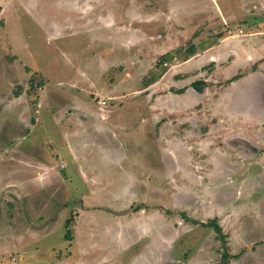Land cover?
<instances>
[{
	"label": "crops",
	"instance_id": "0c3cea01",
	"mask_svg": "<svg viewBox=\"0 0 264 264\" xmlns=\"http://www.w3.org/2000/svg\"><path fill=\"white\" fill-rule=\"evenodd\" d=\"M35 1L43 5V2L39 3L40 0ZM59 1V5L63 6L70 0ZM218 1L220 0H174L172 2L141 0L140 7L135 11L131 10L130 14L126 15L139 23V27L136 29L130 26L104 27L96 32L97 22L90 27V29L95 27V39L99 40L97 44L102 45L100 47L93 46L91 50L95 47L107 50H101L94 56L91 51L88 55L78 57V59L77 57L72 58L70 56L71 49L81 48L72 46L68 40L65 41L64 45L67 50L65 49L64 54L66 53L68 56L66 59L61 58L72 66V68L65 66L66 70L79 71L78 73H81L83 78L73 77L71 74L72 79L69 80L95 81L96 92L102 91L105 99H99L98 103H94L86 97H79L78 93L60 91V99L66 105L65 110L52 106L53 110L46 111L42 116L37 115L39 116L38 121L35 122L33 117L35 112L29 103L30 99H27L26 104L23 103L22 89L14 91L10 99L1 96L0 180L3 181L7 175H10L9 177L16 176L20 183H24V187L21 183V188L28 186L29 192L33 194L32 198L35 199L36 193H33V189L29 185H36L45 190L49 186L53 187V182L71 181L69 178L71 172L67 169L68 164L71 163L75 167L74 171L87 185V192L84 191L78 195L85 198L88 193L93 195L95 192L91 187L96 181V175L92 169L105 162L100 158L101 154L103 153V158L107 162L113 158L112 154L116 149L121 150L123 157H127L133 150L137 153L134 159L137 162L134 163V166L138 168V172L134 180L137 182L131 196L143 195L144 198L148 196L145 182L153 174L161 179L170 176L172 181L184 182L187 191L189 186L185 182L189 181L194 185V194L186 192V195H183L184 202L193 204L197 187L198 190H204L206 201L203 202L207 204V213L209 214V219L205 223L212 224V219L217 218L219 222L215 223L213 227L216 228V224H218V227H221L223 231H225L224 227L230 228L229 224L233 227L236 220L222 218L223 213L231 211L237 206L230 202H223L222 199L227 196L226 189L230 187L231 183L240 179V174L244 175L240 171L241 167L252 163L253 158L262 156L264 159V0H251L247 6L241 5L240 0L230 3H224L226 0H221V3ZM34 3L38 5L36 2ZM200 7L208 10V16L197 15L196 10H201ZM250 14L253 16L249 18L246 28L238 29L234 33L228 31L221 33L225 31V25L228 26V23L233 22L234 18L237 20L244 16H250ZM63 15L58 13L50 15L49 20L55 22L51 24L47 23L49 20L42 21L41 16L29 20L34 24H36L35 22H39L42 26L44 24L43 31L48 35L51 31L63 28L65 31L63 36H68L76 31L73 28L68 29L67 23L56 21V18L63 17ZM214 15L215 20H212ZM33 16L36 15L33 14ZM219 16L217 23L220 24V27L223 25L222 31L219 33L217 41L209 42L205 40L207 38L204 35L205 31H197V28L208 21L213 24L216 17ZM115 20L116 17L110 14L104 17L102 25H98L108 26ZM80 23H82V19ZM80 23L74 25L72 22V27L79 28ZM19 25L18 22V33H22ZM194 30L195 37H189L190 40L192 38L191 41L183 42L185 36H189ZM196 34L199 35L196 36ZM59 35L51 33V36L62 39L63 36ZM201 36L203 37L201 38ZM151 37H160V39H151ZM113 38V45L106 43L108 39ZM66 42L70 47L66 45ZM116 43L125 47L126 52L119 51L114 46ZM29 45L32 46L35 53V45L30 43ZM138 49H141V52L136 55L138 64H143L145 67L144 73L139 76L140 90H131L130 93L124 94L126 93L125 89L120 90L123 84L113 81L108 82V87L103 86L105 82L103 74L99 75L97 72L110 68L107 67L109 59L116 54H122L125 57L126 53H130L132 56V53L135 54ZM152 55L160 57L158 63L161 65L160 71L156 73H154L155 69L150 60ZM166 59L173 60L175 63L166 67L164 66L167 65ZM49 61H51L50 57ZM94 61L95 68H98L95 73L89 76L80 67L83 65L86 68H91ZM84 63L90 64L84 65ZM134 69L128 63L127 73L122 74L123 81L133 77L131 73L134 72ZM69 72L71 73V71ZM31 82L29 81V83ZM170 83L172 90L161 93V89ZM33 85L32 82L31 86L33 87ZM156 85L158 89L150 92L151 87ZM30 88L27 91H30ZM74 89L75 87H73ZM118 90L122 93L115 94ZM208 93L209 95H207ZM154 95L158 99L150 104L155 98ZM124 97H128V99L124 101V104H121ZM156 105L170 106L155 109ZM196 108H201V110ZM129 110L134 111L135 114L132 115ZM200 112H203L202 116L205 118L204 132L197 125ZM51 117L56 120L55 122L61 130L58 133L59 138L56 140L57 147L59 146L57 152L59 156L57 155V157L66 156V160H56L52 150L51 135L40 133L50 130L48 127L51 124L49 123ZM7 135H9L10 141L16 140L15 147H11V149L17 150L18 155L12 153L8 156L9 154L5 152L10 150ZM143 138H146L147 145L145 146ZM103 139L108 140L109 143L101 144ZM147 139L149 140L147 141ZM196 144H203L205 149L202 181L206 182V187L202 188L194 183L198 178L201 180V174L197 173L195 169L197 159L194 148ZM145 150L151 151L150 159L144 158L143 160L147 165L141 162ZM7 164L12 166L10 173L7 172ZM59 164L63 167L66 166V169L58 167ZM90 166L94 168L91 169ZM29 169L32 171L29 178H24L27 175L21 176ZM60 176L63 177V181ZM141 182L143 183L141 184ZM6 188L21 190L19 185H9ZM177 194L178 197L180 193L177 192ZM174 199L177 200V198ZM146 207L142 206L141 210L147 209ZM212 214L215 216L212 217ZM237 222L239 225V221ZM120 232L124 233L119 230L117 233L120 249L131 246L133 242L130 244L128 242L132 237H126L127 240L122 242L124 235ZM220 234L223 235L222 232ZM160 240L165 247L168 246V243L163 240V233H160ZM233 240H235V236H233ZM224 241L225 243L229 242H226V239ZM154 245L153 241L147 247L150 248ZM145 250L143 253L134 255L133 261L128 264H135L141 260L145 255ZM230 253L232 254V251L223 250L222 254L220 252L221 258L226 256L227 260ZM220 255L218 253V256ZM234 258L235 260L240 259L239 257ZM172 260V257H169L161 264H167Z\"/></svg>",
	"mask_w": 264,
	"mask_h": 264
},
{
	"label": "rangeland",
	"instance_id": "374dc122",
	"mask_svg": "<svg viewBox=\"0 0 264 264\" xmlns=\"http://www.w3.org/2000/svg\"><path fill=\"white\" fill-rule=\"evenodd\" d=\"M70 1L60 6L59 0H40L39 3L43 2V5L38 4L35 0H0V97L4 96L10 99L14 91L22 89L23 103L26 104L27 99H30L29 103L35 112V116H33L35 122L43 113L53 110L52 106L65 110L66 105L60 99V91L78 93L79 97H86L94 103H98L99 99H105L102 91L96 92L95 81L69 80L72 79L71 74L73 77L83 78L82 74L78 73L79 71L69 70L70 73L66 70V67L72 68V66L61 58L66 59L68 56L66 53L64 54V51L67 50L64 45L65 41L68 40L72 46L81 48L71 49L70 56L72 58L77 57L78 59V57L88 55L91 51L94 56L101 50L107 51L106 48L96 47L91 50L93 46H102L97 44L99 40L95 39V27L90 29L96 22V32L104 27L130 26L135 29L139 27L137 21L126 15H129L131 10H137L141 5V0ZM231 1L234 0H226L224 3ZM250 1L240 0V3L247 6ZM34 2L38 5H35ZM218 2L221 3V0ZM100 3L102 4L99 5ZM208 4L210 5L209 2ZM200 8L201 10H196L197 15L208 16V10H204V7ZM57 13L64 15L56 18V21L67 23L68 29L73 28L76 32L63 36L64 29L58 28L56 31L49 32L50 35H48L43 31L44 24L43 26L39 22L34 24L29 20L41 16L43 19H40L47 22L50 15ZM110 14L116 17L113 23L102 27L98 25H102L104 17ZM252 16L250 14V16H244L237 20L234 18L233 22L228 23V26L225 25V31H222L223 25L220 27V24L217 23L219 16L216 17L213 24L208 21L204 25L202 24L203 26L199 25L197 31H205L204 35L207 37L205 40L217 41L221 31V33L227 31L234 33L238 29L246 28L248 20ZM212 18L215 20V15ZM66 19L69 21L66 22ZM81 19L82 23H80ZM71 21L74 25L80 23V27H72ZM18 22L22 33H18ZM47 23L55 22L49 20ZM51 33L57 36L60 34L59 36H63V38L51 36ZM194 33L195 30L189 36L186 35L183 42H189V37L194 38ZM198 35L196 34V36ZM152 38L160 39V37ZM113 41L114 38L108 39L106 43L113 45ZM28 42L35 45V53ZM66 45L70 47L68 42ZM114 46L122 52L127 50L118 43ZM140 52L141 49H138L135 54L132 53V56L130 53H126V58L122 54H116L117 57L110 58L109 66H107L110 68L97 72L99 75L103 74V81H105L103 86L108 87V82L113 81L123 84L120 90L125 89L126 93L124 94L130 93L131 90L139 91L141 84L139 76L144 73L145 69L143 64H138L136 55ZM49 57L51 61H49ZM150 60L155 69L154 73L160 71L161 65L158 64L160 57L152 55ZM166 62L167 65H164L166 67L175 63L173 60L167 59ZM128 63L131 68H135L131 73L133 77L123 81L122 74L127 73ZM88 64L90 63H84V65ZM80 68L90 76L95 73L98 67L95 68L94 61L91 68H86L83 65ZM29 81L33 82L34 88L31 86L32 82L29 83ZM29 87H31L30 91H27ZM73 87H75L74 90ZM156 89H158L157 85L151 87L149 91L152 92ZM120 90L115 94L122 93ZM161 90V93L171 91V83ZM127 99L128 97H124L121 104H124ZM157 99V97L153 98L150 104H153ZM169 106L156 105L155 109L168 108ZM196 109L201 110V108ZM129 111L132 115L135 114L134 111ZM202 115L203 112H200L197 125L204 132L205 118ZM49 120L51 124L48 129L50 130L39 132L51 135L50 140L56 160H66V156L57 157V155L59 156L57 153L59 146L57 147L56 140L59 138L58 133L61 132L60 127L53 117ZM90 133L92 132L90 131ZM6 137L10 150L5 152L9 154L8 156L12 153L18 155L17 150L11 149V147H15L16 140L10 141L9 135ZM145 139L143 138L144 146L147 145ZM101 142L104 145L108 140L103 139ZM194 149L197 159L195 169L197 173L201 174V180L198 178L194 183H197V186L201 188L206 187V182L202 181L205 149L203 144H196ZM102 154L100 158L105 162L95 168L89 167L94 168L92 172L96 175V181L91 185L95 192L93 195L88 193L85 198L78 195L84 191L87 192V185L74 171L75 167L71 163L67 166L71 172L69 177L71 181L53 182V187L49 186L45 190L36 185H29L32 187L33 193H36L35 199L32 198L33 194L29 192L28 186L21 188L24 187V183L21 182V186L16 176L9 177L10 175H7L3 181L0 180V264H128L133 261L134 255L143 253L153 241L155 245L146 249L145 255L142 254L143 258L135 264H161L169 257H172L173 260L167 264H264V245L255 247L259 250L255 257L247 255L252 251L242 241L241 228L237 220L233 227L230 224L229 229L224 227L225 231L230 234V238L226 240V242L229 241L228 243H225L223 235L220 234L221 228L213 227L215 223L219 222L217 218L212 219V224L205 223L209 219V214L207 213V204L203 202L205 200L204 190H198L197 187L196 198L193 197V204L190 205L184 202L183 195H186V192L194 194L192 183L185 182L189 186L187 191L184 182L172 181L170 176L161 179L153 174L145 182L148 196L145 198L143 195L131 196L137 182L134 181L138 172V168L134 166V163L137 162L134 160L137 153L132 150L127 157H123L121 150L116 149L112 154L113 158L107 162ZM150 155L151 151L145 150L141 162L144 158H149ZM143 163L147 165L145 161ZM58 167L66 169V166L63 167L61 164ZM6 168L10 173L12 166L7 164ZM31 174L32 171L29 169L21 176L27 175L24 178H29L28 176ZM61 181H63V177H61ZM9 185H19L21 190L6 188ZM177 192L180 193L178 197ZM144 205L147 206V209L141 210ZM213 216L215 214H212ZM118 230L124 232H120L124 235L122 242L127 240L126 237H132L128 242L129 244L133 242L131 246L120 249V243L117 240ZM160 233H163V240L168 243V248L162 244ZM233 236H235V240H233ZM210 238L211 240H209ZM242 249H246L244 255L241 256L244 258L235 260L236 253ZM223 250L232 251L233 254L230 253L226 260V256L221 258L220 255Z\"/></svg>",
	"mask_w": 264,
	"mask_h": 264
},
{
	"label": "flooded vegetation",
	"instance_id": "af4514ba",
	"mask_svg": "<svg viewBox=\"0 0 264 264\" xmlns=\"http://www.w3.org/2000/svg\"><path fill=\"white\" fill-rule=\"evenodd\" d=\"M240 171L244 175L240 174V179L230 184V189L227 188L225 192L227 196L222 199L223 202L237 206L223 213L222 218L239 221L242 241L253 253L248 255L255 257L259 253L255 247L264 245V159L262 156L253 158L252 163L241 167ZM221 230L223 238L228 240L230 234ZM245 250H240L236 256L243 258L241 256Z\"/></svg>",
	"mask_w": 264,
	"mask_h": 264
},
{
	"label": "trees",
	"instance_id": "16d2710c",
	"mask_svg": "<svg viewBox=\"0 0 264 264\" xmlns=\"http://www.w3.org/2000/svg\"><path fill=\"white\" fill-rule=\"evenodd\" d=\"M218 229H220V228H218Z\"/></svg>",
	"mask_w": 264,
	"mask_h": 264
}]
</instances>
